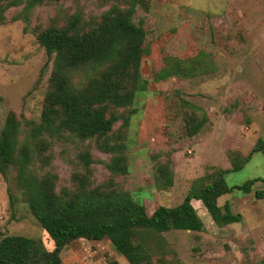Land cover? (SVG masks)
I'll return each mask as SVG.
<instances>
[{
    "label": "rangeland",
    "instance_id": "obj_1",
    "mask_svg": "<svg viewBox=\"0 0 264 264\" xmlns=\"http://www.w3.org/2000/svg\"><path fill=\"white\" fill-rule=\"evenodd\" d=\"M108 8L98 0H65L33 10L29 22L13 21L18 9L6 13L0 25V131L6 115L38 122L48 90L52 60L30 30L45 25L57 9L63 15L82 9L99 14ZM147 53L142 59V94L136 98V115L126 127L114 124L125 137L128 173L112 175L110 155L94 140L67 136L53 140L49 165L33 153L29 169L54 172L56 191L73 188V176L86 170L79 154L88 150L93 186L109 184L128 191L148 215L157 207L181 203L192 182L214 170H225L234 155L245 158L257 139H264V0H150L139 9ZM62 22V21H59ZM169 62V63H168ZM189 106L206 117L190 135L184 114ZM22 133L28 125L22 124ZM124 132V133H123ZM116 133V134H119ZM29 140V139H28ZM169 160L171 186L156 184V166ZM16 169L0 175V239L6 235L39 238L48 250L53 244L28 212L18 194ZM249 194L234 189L217 203L230 205L238 223L217 227L201 202L192 201L203 222L199 232L169 231L149 243L155 256L165 253L184 264H264V157L253 153L242 168L226 175L228 187L256 180ZM256 191H262L258 199ZM61 264H129L107 240L72 242L61 253ZM116 262V263H115Z\"/></svg>",
    "mask_w": 264,
    "mask_h": 264
},
{
    "label": "trees",
    "instance_id": "obj_2",
    "mask_svg": "<svg viewBox=\"0 0 264 264\" xmlns=\"http://www.w3.org/2000/svg\"><path fill=\"white\" fill-rule=\"evenodd\" d=\"M63 1L0 0V25L11 8L18 9L11 19L27 24L35 8ZM98 1L108 6L99 14L76 9L58 20L62 10L57 9L49 22L30 30L47 59L52 60L48 90L38 122L17 118L14 112L6 115L0 131V175L6 178L8 170L16 169L18 194L53 248L48 250L39 238L6 235L0 239V264H61L62 251L82 239L107 240L129 264H184L176 257L167 259L165 253L156 257L149 245L155 238L153 233L202 231L203 222L192 201L201 202L217 227L238 223L240 214L234 215L228 203L220 206L217 200L234 189L249 194L257 182L228 187L225 178L240 170L253 153L264 157V139H257L247 157L234 155L228 169L214 170L192 182L180 204L159 206L150 215L132 194L115 188L112 182L91 184L88 150L78 156L86 173L73 176L71 189L56 191L54 172L29 169L33 153L43 167L49 165L53 140L72 136L94 140L100 151L109 154L106 167L112 175L128 173L125 137L119 133L125 128L116 134L113 127L119 120L126 127L136 115L134 106L143 90L141 68L147 50L142 20L136 23L134 16L139 9L147 11L150 0ZM189 110L184 117L191 124L189 134L195 135L206 117L191 106ZM22 124L28 125L25 135ZM170 165L167 160L156 166L154 180L160 187L173 183ZM255 195L261 199L263 192Z\"/></svg>",
    "mask_w": 264,
    "mask_h": 264
}]
</instances>
